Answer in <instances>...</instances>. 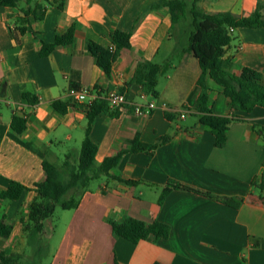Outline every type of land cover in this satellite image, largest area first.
Here are the masks:
<instances>
[{
  "label": "crops",
  "instance_id": "obj_1",
  "mask_svg": "<svg viewBox=\"0 0 264 264\" xmlns=\"http://www.w3.org/2000/svg\"><path fill=\"white\" fill-rule=\"evenodd\" d=\"M36 1L44 18L20 42L14 34L19 11L0 7V194L11 181L31 189L18 201L0 199V219L5 217L13 227L8 239L0 238V254H26L21 220L28 218L35 189L46 178L45 163L61 167L67 154L79 155L89 101L70 107L65 115L53 107L55 101L71 100L73 75H80L81 89L106 98L129 84L139 63L146 61L162 67L158 98L133 89L118 117L98 116L91 129L98 145L96 164L129 150L136 138L146 145L170 139L153 154L127 153L110 171L137 185L107 177L98 186L92 183L79 207L66 212L49 264H264V108L251 113L232 109L224 88L207 75L213 113L241 118L230 125L226 144L218 148L197 110L202 94L199 61L188 45H180L182 32L173 28L161 0ZM200 6L210 14L245 16L256 10L257 1L201 0ZM72 26L73 42L48 53L44 44H54ZM115 31L132 33L131 48L121 52L108 76L88 45L110 47ZM236 33L226 55L234 73L244 67L264 73V29ZM24 94L39 103L29 105ZM152 102L157 108L151 114H137L136 105ZM19 112L27 115L21 134L12 128L14 117L22 116ZM229 200L238 206L226 204ZM127 218L163 223L170 236L133 244L116 236L109 224Z\"/></svg>",
  "mask_w": 264,
  "mask_h": 264
},
{
  "label": "trees",
  "instance_id": "obj_2",
  "mask_svg": "<svg viewBox=\"0 0 264 264\" xmlns=\"http://www.w3.org/2000/svg\"><path fill=\"white\" fill-rule=\"evenodd\" d=\"M161 6L169 9L172 17V26L175 30L190 31L187 51L193 54L199 61L202 75L199 85L202 87L200 104L197 108L200 113V123L209 129L215 136V145L224 147L227 141V133L230 125L235 121H241L238 116H216L209 105L208 88L205 83L209 75L216 83L224 88L225 96L230 100L232 109H239L244 113H251L257 107L264 108V73L249 67H244L238 74L233 71V62L227 57V48L234 41L235 31L238 29H264V6L257 1L256 10L245 16H237L231 12L210 14L200 6L201 0H161ZM0 7L16 9L19 14L14 19V34L18 42L20 37L33 33L32 24L41 21L45 12L42 5L36 0H0ZM75 27L72 26L64 35L57 36L52 45L44 44L48 53L56 47L69 45L74 39ZM131 32L115 31L111 34V46L104 47L95 42L88 45L89 52L98 60L99 67L111 76L112 67L122 51L131 48ZM162 67L152 62H140L132 81L124 86L120 92L130 99L133 89L141 91L143 95L157 99V85ZM80 75L75 73L70 81L69 89L80 90ZM24 100L29 105H37L39 99L30 94H24ZM77 103L72 99L63 102L55 101L54 109L61 115H65L70 107H76ZM88 126L79 155L67 154L61 167L46 162V178L35 189L36 196L30 205L29 216L22 219L23 233L27 246L31 247L32 255L47 256L49 253L48 239L55 228L47 227L57 208L64 211L75 210L79 207L83 195L89 191L92 183L102 177L117 179L129 186L138 182L123 181L110 174V171L118 165L124 155L129 152H145L153 154L158 147L166 143L170 137L162 138L156 145H146L139 138L131 141L130 149L122 150L117 156L106 158L97 166L96 156L98 145L91 138V129L94 121L102 113L118 117L121 110L110 106L107 97L98 98L87 105ZM169 120L172 116L166 115ZM26 119L20 115L14 117L12 128L21 134L26 129ZM264 135V129H261ZM264 137V136H263ZM262 188V186H260ZM31 189L11 181L8 189L0 194V199L18 201L25 192ZM170 188H165L166 193ZM226 204L238 206L234 200L226 201ZM109 224L116 236L122 237L133 244L147 240L151 236L156 240L167 239L170 236L169 226L158 221L147 224L134 218H127L123 222L110 220ZM13 227L6 218L0 219V238L8 239ZM258 241L255 240V243ZM27 255L0 254V264H23ZM36 264V263H35ZM114 264H119L116 260Z\"/></svg>",
  "mask_w": 264,
  "mask_h": 264
},
{
  "label": "rangeland",
  "instance_id": "obj_3",
  "mask_svg": "<svg viewBox=\"0 0 264 264\" xmlns=\"http://www.w3.org/2000/svg\"><path fill=\"white\" fill-rule=\"evenodd\" d=\"M189 34L190 31L186 28L184 32H182V34L179 36L180 37V45L184 46V45H188L189 43ZM238 36V33L234 34V39H236V37ZM77 153H80V149H77ZM101 183V180H97L93 182V186H98ZM67 211H64L61 208H57L53 217L51 218V220H49L47 222V227L49 226H53L55 228L53 234H51V236L48 239V244H49V253L47 256L43 257V256H37V257H32V258H28L32 255V249L31 247H27L26 250V255L27 257L23 259V264H49L50 260H51V253L53 251V248L55 247V245L57 244V238L58 236H60V234L62 233V230L65 227V220L67 218ZM50 250H52L50 252Z\"/></svg>",
  "mask_w": 264,
  "mask_h": 264
},
{
  "label": "built area",
  "instance_id": "obj_4",
  "mask_svg": "<svg viewBox=\"0 0 264 264\" xmlns=\"http://www.w3.org/2000/svg\"><path fill=\"white\" fill-rule=\"evenodd\" d=\"M68 94L70 96V98L76 102L77 104H83L87 101H89L87 104L90 105L92 104L97 98L98 95L90 90L87 89H80V90H74L71 89L68 91ZM107 100L110 104V106L114 109H119V110H123L125 109L128 101L127 98L125 96V94H123L120 91H112L109 93V95L107 96ZM157 108V104L155 102H152L150 104H148L147 106H140V105H136V112L139 115H149L151 114L155 109ZM24 118L27 117L26 114L19 112Z\"/></svg>",
  "mask_w": 264,
  "mask_h": 264
}]
</instances>
